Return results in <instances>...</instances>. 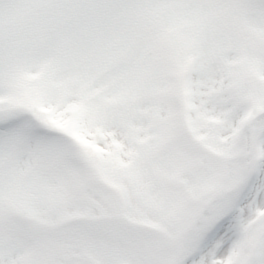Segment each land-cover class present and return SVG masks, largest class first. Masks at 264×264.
I'll list each match as a JSON object with an SVG mask.
<instances>
[{"label": "snow or ice", "instance_id": "obj_1", "mask_svg": "<svg viewBox=\"0 0 264 264\" xmlns=\"http://www.w3.org/2000/svg\"><path fill=\"white\" fill-rule=\"evenodd\" d=\"M0 264H264V0H0Z\"/></svg>", "mask_w": 264, "mask_h": 264}]
</instances>
